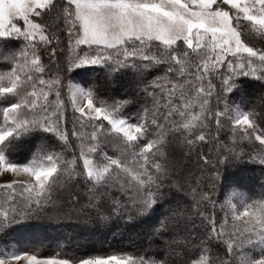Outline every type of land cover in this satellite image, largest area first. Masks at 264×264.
I'll list each match as a JSON object with an SVG mask.
<instances>
[{
	"label": "snow or ice",
	"instance_id": "6c2138e0",
	"mask_svg": "<svg viewBox=\"0 0 264 264\" xmlns=\"http://www.w3.org/2000/svg\"><path fill=\"white\" fill-rule=\"evenodd\" d=\"M88 71L128 76L136 92L101 96ZM241 78L264 81V0H0V235L72 186L101 221L126 213L150 222V239L165 249L182 242L180 264H264V198L232 190L213 200L192 185L187 193L164 159L170 139L191 149L223 135L230 155L201 154L205 165L242 158L243 142L264 164V117L234 100ZM173 189L190 200H173ZM0 264L170 261L40 257L8 241Z\"/></svg>",
	"mask_w": 264,
	"mask_h": 264
},
{
	"label": "trees",
	"instance_id": "16d2710c",
	"mask_svg": "<svg viewBox=\"0 0 264 264\" xmlns=\"http://www.w3.org/2000/svg\"><path fill=\"white\" fill-rule=\"evenodd\" d=\"M49 23H57L55 17H51ZM44 58L47 60V55ZM53 70H55L54 65ZM84 78L96 85L101 96L114 98L127 96L128 99H132L136 92L135 84L128 76L108 77L103 71L98 73L88 71ZM241 80L243 83L236 92L234 100L240 102L243 98L244 110L255 111L259 120L264 117V81L251 78H241ZM129 107L131 108L132 105ZM68 113L71 117L70 108ZM226 143L231 146L230 141L222 135L220 144L198 143L190 149L179 139H170L165 147L164 159L175 175L187 181L184 183L187 193H191L189 185H192L211 191L213 200L221 199L222 193L232 190L245 193L252 200L264 198V164L258 159L250 158L254 155V151L247 142L239 144L236 148L237 153H241L242 150V158H232L231 163L219 165L218 170L213 168L212 162L205 165L200 159L201 154L214 158L218 152L224 153ZM108 151L111 153L113 150L109 148ZM26 154V150H22L21 158ZM224 154L230 155V153ZM2 195L3 193H0V196ZM172 199L189 201L190 196L173 189ZM86 201L87 196L81 189L65 186L56 193V202L52 207L34 216L23 227L12 225L7 230L6 236L0 235V244L17 241L20 249L40 257L65 258L71 253L100 256L155 254L159 259H168L170 264H180L181 257L175 253L183 247L182 242L173 251H169L163 247L161 239H150L148 227L150 222L130 221L126 213L123 218L113 215L111 219L101 221L95 210L87 206ZM0 204H3L2 199ZM211 208L209 204L208 210L211 211ZM164 210L161 208V211ZM187 252H192V249H187Z\"/></svg>",
	"mask_w": 264,
	"mask_h": 264
},
{
	"label": "rangeland",
	"instance_id": "374dc122",
	"mask_svg": "<svg viewBox=\"0 0 264 264\" xmlns=\"http://www.w3.org/2000/svg\"><path fill=\"white\" fill-rule=\"evenodd\" d=\"M6 179H7V178L0 179V183L5 182ZM173 253H174V252H173Z\"/></svg>",
	"mask_w": 264,
	"mask_h": 264
}]
</instances>
